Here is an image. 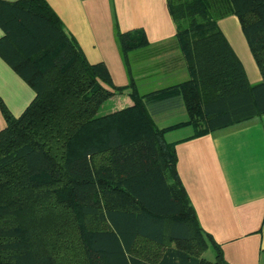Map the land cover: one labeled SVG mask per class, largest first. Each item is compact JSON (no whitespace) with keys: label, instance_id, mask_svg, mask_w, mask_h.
I'll return each instance as SVG.
<instances>
[{"label":"trees","instance_id":"obj_1","mask_svg":"<svg viewBox=\"0 0 264 264\" xmlns=\"http://www.w3.org/2000/svg\"><path fill=\"white\" fill-rule=\"evenodd\" d=\"M166 5L188 78L139 94L131 77L117 87L89 63L45 0H0V58L34 92L17 117L0 101V264H228L198 226L164 133L191 125L198 136L264 114V0ZM229 14L256 83L216 24ZM114 34L122 58L145 45L139 29ZM126 89L129 106L96 115ZM173 99L186 120L158 128L148 106Z\"/></svg>","mask_w":264,"mask_h":264},{"label":"crops","instance_id":"obj_2","mask_svg":"<svg viewBox=\"0 0 264 264\" xmlns=\"http://www.w3.org/2000/svg\"><path fill=\"white\" fill-rule=\"evenodd\" d=\"M45 2L86 60L104 64L114 86L125 87L131 77L138 93L146 94L188 78L166 0ZM216 24L247 81L258 82L259 72L236 16L225 15ZM116 29L141 30L145 45L122 58ZM127 92L109 97L101 115L129 106ZM33 96L0 58V101L10 115L17 117ZM148 110L158 128L186 120L170 121L172 116H186L178 99L151 103ZM3 126L0 113V129ZM193 133L191 125H182L165 132L164 139L174 143L177 177L198 226L219 246L228 264H264V114L198 136ZM207 248L212 250L210 244Z\"/></svg>","mask_w":264,"mask_h":264},{"label":"rangeland","instance_id":"obj_3","mask_svg":"<svg viewBox=\"0 0 264 264\" xmlns=\"http://www.w3.org/2000/svg\"><path fill=\"white\" fill-rule=\"evenodd\" d=\"M105 102H106V100L99 106V108L96 111V115H101L102 113H105L106 110L104 109L105 108L104 106H105V104H107ZM172 117H174V118H172L170 121L184 120L186 118L185 115H183L181 117L180 116H172ZM202 255L206 259H212L213 253H212V250L210 248H207L203 251Z\"/></svg>","mask_w":264,"mask_h":264}]
</instances>
